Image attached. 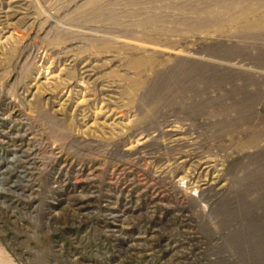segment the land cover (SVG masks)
<instances>
[{"label":"rangeland","instance_id":"obj_1","mask_svg":"<svg viewBox=\"0 0 264 264\" xmlns=\"http://www.w3.org/2000/svg\"><path fill=\"white\" fill-rule=\"evenodd\" d=\"M0 264H264V0H0Z\"/></svg>","mask_w":264,"mask_h":264},{"label":"bare ground","instance_id":"obj_2","mask_svg":"<svg viewBox=\"0 0 264 264\" xmlns=\"http://www.w3.org/2000/svg\"><path fill=\"white\" fill-rule=\"evenodd\" d=\"M140 66V65H139ZM139 69V68H138Z\"/></svg>","mask_w":264,"mask_h":264}]
</instances>
